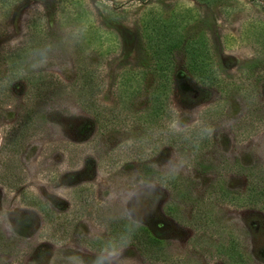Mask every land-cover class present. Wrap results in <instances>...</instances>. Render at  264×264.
Returning a JSON list of instances; mask_svg holds the SVG:
<instances>
[{
  "label": "rangeland",
  "instance_id": "1",
  "mask_svg": "<svg viewBox=\"0 0 264 264\" xmlns=\"http://www.w3.org/2000/svg\"><path fill=\"white\" fill-rule=\"evenodd\" d=\"M178 31L199 64L174 48L152 103ZM136 222L120 264H264V0H0V264H92Z\"/></svg>",
  "mask_w": 264,
  "mask_h": 264
},
{
  "label": "trees",
  "instance_id": "2",
  "mask_svg": "<svg viewBox=\"0 0 264 264\" xmlns=\"http://www.w3.org/2000/svg\"><path fill=\"white\" fill-rule=\"evenodd\" d=\"M150 47L151 48V58L154 60L155 66V81L156 88L152 93V103H155L157 99L160 98V91L163 93V87L169 83L170 72L168 70L169 64L173 63L172 52L174 48L182 47L186 52V64L189 70H193V67H196L199 64L197 60V56L199 53H196L197 43L196 39L185 38L184 35L178 31L175 36L171 38L159 37V39L150 38ZM199 54V55H198ZM201 78L205 79V81L212 82L213 77L208 76L206 72H199Z\"/></svg>",
  "mask_w": 264,
  "mask_h": 264
},
{
  "label": "clouds",
  "instance_id": "3",
  "mask_svg": "<svg viewBox=\"0 0 264 264\" xmlns=\"http://www.w3.org/2000/svg\"><path fill=\"white\" fill-rule=\"evenodd\" d=\"M48 51L41 50L33 53L35 62L31 64L33 69H40L48 62ZM207 137L210 138L215 132L214 128H206ZM180 168L174 167L169 173V178L174 179L179 174ZM156 185H153L155 187ZM138 226V222L129 226L127 233L120 237V243H108L95 255L92 264H120L123 250L131 243L132 233L134 228Z\"/></svg>",
  "mask_w": 264,
  "mask_h": 264
}]
</instances>
